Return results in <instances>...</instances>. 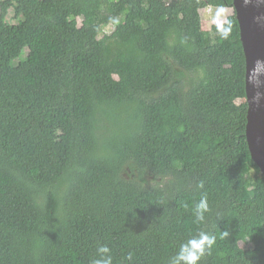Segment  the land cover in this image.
<instances>
[{"label":"trees","instance_id":"1","mask_svg":"<svg viewBox=\"0 0 264 264\" xmlns=\"http://www.w3.org/2000/svg\"><path fill=\"white\" fill-rule=\"evenodd\" d=\"M209 6L0 0V264H168L199 231V264H264L240 27Z\"/></svg>","mask_w":264,"mask_h":264},{"label":"water","instance_id":"2","mask_svg":"<svg viewBox=\"0 0 264 264\" xmlns=\"http://www.w3.org/2000/svg\"><path fill=\"white\" fill-rule=\"evenodd\" d=\"M246 61V137L264 176V0H233Z\"/></svg>","mask_w":264,"mask_h":264},{"label":"clouds","instance_id":"3","mask_svg":"<svg viewBox=\"0 0 264 264\" xmlns=\"http://www.w3.org/2000/svg\"><path fill=\"white\" fill-rule=\"evenodd\" d=\"M200 187H203L202 183ZM208 208L207 197L204 196L196 203L193 211L197 222L205 220V213ZM215 240V236L205 231H199L179 246L178 251L169 259L168 264H199L206 254L211 253ZM97 257L92 261V264H112L111 250L107 245H101L97 248ZM128 259H131V254H129Z\"/></svg>","mask_w":264,"mask_h":264},{"label":"rangeland","instance_id":"4","mask_svg":"<svg viewBox=\"0 0 264 264\" xmlns=\"http://www.w3.org/2000/svg\"><path fill=\"white\" fill-rule=\"evenodd\" d=\"M234 9L232 7H224V8H212L211 10H208V8L203 9L201 11L202 15V28L204 30H210L212 28L213 24L220 23L226 21L227 17L231 14H233ZM13 16V11H10L7 18L8 20H11V17ZM12 21V20H11ZM113 30V25H109L106 28L107 32H110ZM244 247H247L246 244H242Z\"/></svg>","mask_w":264,"mask_h":264},{"label":"built area","instance_id":"5","mask_svg":"<svg viewBox=\"0 0 264 264\" xmlns=\"http://www.w3.org/2000/svg\"><path fill=\"white\" fill-rule=\"evenodd\" d=\"M212 9V7H208V10H211Z\"/></svg>","mask_w":264,"mask_h":264}]
</instances>
